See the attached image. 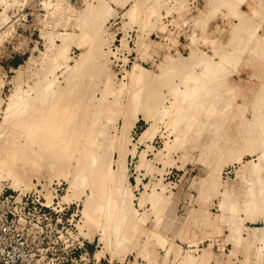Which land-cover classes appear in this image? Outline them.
<instances>
[{
    "label": "rangeland",
    "instance_id": "374dc122",
    "mask_svg": "<svg viewBox=\"0 0 264 264\" xmlns=\"http://www.w3.org/2000/svg\"><path fill=\"white\" fill-rule=\"evenodd\" d=\"M89 1L0 0V124L7 115L5 110L14 109L8 108L16 93L21 94L22 98L34 97L44 86L42 79L48 80V77H55L59 86H66L69 66L74 67L89 46L87 44L79 48L75 44L76 40L78 44L79 39L73 40L81 34V26L84 24L81 16L85 14V7L87 8L89 3L92 4V1L94 6L100 3V0ZM104 1L107 11L110 12L105 10V15L102 13L101 18L98 17L94 27L89 30L92 42L100 37L98 41H101L100 46L104 50L102 52H105L102 62L108 60L107 70L106 64L103 66L102 63L101 67H98L102 72L105 69L104 74L98 73L99 78L101 79L102 74H107L108 78L105 76L101 83L98 82L100 80L96 73L100 71L97 69V76L94 77L97 80L94 79L92 83L93 85L98 82L99 86H94L96 90L101 87L98 91L93 88V93L96 92L94 96L97 100L100 98L101 105L97 100L94 104L104 110H101L100 112H103H99L96 118L101 121L97 122L100 135L97 134L96 138L99 137L102 146L105 145L95 148L103 152L111 144L115 149L119 140L117 135H120L119 131L123 129L121 127L137 115L139 120L131 134L129 133V143L124 142L127 151L124 159V178L130 185L134 196L133 207L144 226L133 232L137 234H133V246L128 251L123 248L126 241H121V246L117 242L119 244L116 243L111 252L106 251L105 244L101 241L102 228L98 230L95 223L84 226L85 196L91 194L89 185L85 187L81 199L73 198L66 202L63 198L73 192L69 185L71 173L61 172V168L58 170L52 167L53 164L46 165L48 169L42 167L41 170L39 165V168L36 166L32 169L34 165H24L20 161L18 166L21 172L17 176L2 164L1 153L0 199L10 194L17 197L20 193H30L35 198L41 196L44 203L43 197L49 205L53 204L47 210L50 211L47 216L31 212L30 218L32 223H35L34 229L41 231L42 237H45L43 246L49 248L48 260L54 262L59 260V256L63 257L67 251L65 245L73 239L65 233L66 229H74L77 226L79 230L74 233L75 237H78L77 232L86 237L85 247L90 253V258L95 254V260L101 258L100 264L124 260L130 264L133 261H138L139 264H157L159 255L163 256L165 253L166 263L173 251L177 264H264V254L261 255L264 238L261 236L258 239L250 255L245 243L246 237H251L256 232L261 235L264 231L261 212L246 210L245 206L251 190L258 191L264 180V170L258 172L253 167L255 164L264 167V160L259 159L264 151V144L259 138L261 126L264 125V0ZM133 6L136 7V13L130 15L128 12ZM240 14L241 17L238 16ZM241 21L247 22V31L240 35L234 34V29L242 23ZM96 27L102 34H97ZM93 29L96 30L94 34V31L91 32ZM69 32L72 33L71 36ZM73 34L74 37L70 38ZM65 39L70 44L69 52L67 51L70 59L67 64L61 63L66 65L65 67H58L59 69L50 74L49 68H54L55 65L51 64V58L63 46ZM71 41H74V44H71ZM240 46L244 49L241 50ZM233 48L238 49L235 51ZM227 55L229 57L226 58ZM206 58L209 60H205ZM16 59L19 60L18 64L14 62ZM206 62L211 70L204 65ZM136 64L142 68V71L139 68L136 79L142 82L147 73V78L151 77L149 80L154 81L150 82L145 77L149 82L144 80L145 85L139 80L132 82L130 74ZM214 64L224 65L217 69L218 72L220 70L219 74L216 72L214 76L210 74L209 77L206 73L216 70L211 67ZM163 67L165 70H162ZM224 68L225 72H222ZM139 71L145 74H140ZM150 73L154 79L148 75ZM189 74V84L193 85L194 78L202 81L208 77L207 81L209 80L213 89L211 93H204L200 97V101L203 100L200 103L206 102V105L197 104L199 108L191 110L195 115L188 117V122L173 126L176 112L186 104L185 95L181 93L185 86L181 82L183 78L187 79ZM156 77L158 82L155 81ZM165 77L168 79L165 80ZM106 83L108 88L105 87ZM152 83L156 86L153 87ZM110 85L114 87L110 88ZM177 85H180L181 92L175 93L172 90ZM104 88L109 89L107 93L112 92L111 96L108 94V101L105 100L108 95L103 93L106 92ZM156 90H160L162 95ZM132 91H139L138 95ZM131 93L136 95L135 97H141L138 103L135 101L138 98L132 96L131 99ZM153 94L159 97H154ZM114 96L117 97L114 99ZM149 96H152L154 101L148 103L152 117L147 120L143 102ZM132 102L137 105L133 106ZM129 103L132 104L131 108ZM161 105L168 109L167 113L161 112ZM213 106L214 109L211 108ZM113 107L117 110H113ZM109 109H112L111 113ZM105 110L108 111L107 114ZM132 111L134 114L129 113ZM9 113L11 112H8V115ZM128 113L130 120L127 119ZM152 126V131L141 141V136ZM256 135L259 136L256 138ZM110 152L111 157L113 156L111 169L116 170L119 154L116 150ZM75 165L76 160L73 161V166ZM63 173L68 174L69 176H65L69 178L63 176ZM14 181L18 183V187H14ZM154 189L157 207L152 200L142 206L139 200L141 194L152 193ZM59 204L67 208L62 209ZM27 221L29 222V218ZM103 223L102 221V226ZM199 231H202V236L198 235ZM201 248L202 253L197 254ZM104 250L105 253L101 256L99 252ZM119 250L121 252L117 254ZM75 263L76 260L70 262Z\"/></svg>",
    "mask_w": 264,
    "mask_h": 264
},
{
    "label": "bare ground",
    "instance_id": "6f19581e",
    "mask_svg": "<svg viewBox=\"0 0 264 264\" xmlns=\"http://www.w3.org/2000/svg\"><path fill=\"white\" fill-rule=\"evenodd\" d=\"M1 1L4 2L5 0H1ZM7 1L9 2V0H7ZM87 1L90 2L89 0H87ZM103 1L104 0H100L99 1L100 3L98 6H94L93 1H92V4L89 3L88 7L87 8L85 7V9H86L85 14H84V16H81L82 17L81 19L84 20V22H83L84 24H82V26H81V34H78V35H80V37L77 35V33H76L77 38L74 37L75 34H73L72 37H70L72 33L71 34H70V32L68 33V34H70V36H69L70 38L74 37L73 40L79 39L78 44L76 43L77 40L75 41V44L78 45L79 48H80V46H85L87 44L89 46H88L87 50L82 53V55L80 56V59L76 62V65L72 68L69 66L70 69L69 68L68 69L70 72L67 71L69 73H68V77L66 79V82H67L66 86H63V87L59 86L55 77L52 79H49V77H48V80L42 79V80H44L43 81L44 86L36 92V96L31 97V98H25L24 97L25 98L24 99V98H22L21 94L16 93L14 95V97H12L13 99L11 98V103H9L10 105H9L8 109L9 110L11 108H14V109L13 110L11 109V111L5 110V112H7V115H5L3 123L0 124V153L2 154V161H1L2 164L9 171L13 172L17 176L21 172L20 167L18 166V163L20 161L23 162L24 165H27V164L34 165V166L31 165L32 169H33V167L36 168V166H38V165L40 166V168H39V166H38V168L41 169L42 167L46 168L47 167L46 165L53 164V166L52 165L51 166L58 168V170H59V168H61L60 169V170H62L61 172H66L69 174L71 173L72 179L69 180V182H70L69 185H71V189L73 192H71L72 194H68L67 196H65L63 198V200L66 202H70L73 198H80L81 195L84 194V190L86 189L85 187H87L89 185L90 186L89 188H91V190H90L91 194H88L87 196H85L86 199L84 201V210H83V214H84V218H85L84 226H89V225H92L93 223H95V224H97L98 230L102 228L101 230H103V233L101 234V241H103V243L105 244L104 248L106 251L112 250L113 247L118 245L119 243H120L119 245L121 246L122 245L121 241H124V242L126 241L127 246L125 245L124 247L123 246L122 247L124 249H126V251H128L133 246L132 242H133V239L135 237V235L133 237V234H135L137 232L136 230L141 229V227L143 225L142 224L143 221L141 222V218L138 217L137 210L135 209V207H133V197L134 196L132 194L130 185L127 182V179H125L126 178V176H125L126 169H125V165H124L125 164L124 159L127 155L126 154L127 151H126V148L124 146L125 145L124 142H127L129 140L128 139L129 133L135 127V125L139 119H137V115L136 116L134 115L133 116L134 118L132 116H131L132 118H130L129 113L134 114L133 111L128 113L127 119L129 117L131 119V121H127V122H125V124H123L124 126L121 127L123 129H120L122 131V134H121V131H119L120 135H117L115 133L117 135V139H119L118 145L115 147V149H113L114 146L112 148L111 144H110V147L107 146V150L104 149L105 151L103 150V152H101L95 148V147L99 148L102 146V142H101L102 140H100L99 137L96 138V135L100 133L99 132V126L97 129V125H99V123L97 124V122L100 120V118L99 119H96V118L98 117V113L101 110H103L102 107H104L105 105L104 106L102 105L101 110H100L99 105L95 106L94 102H96L97 99L94 96L96 94V92L93 93L94 92L93 88L99 86V85H97V83L98 82L101 83L102 82L101 79L104 78L105 76H107V74H105V76L103 75L105 72V69L103 70L104 72H102L99 70L98 67L99 66L101 67L100 64L103 63L102 64L103 66H105L104 64H106L105 68L107 70L108 69L107 68L108 60H107V62L106 61L102 62V59L104 56L103 53L105 54V52H102L104 50L101 49V47H102V46H100V45H102L101 41L100 42L98 41L100 39V37L98 35L99 38H96L98 40L95 42H92L93 38L91 39L92 36H90L91 34H90L89 30L94 27L93 25H94V22H96L97 18L98 17L101 18V16H102L101 14L104 13L105 10L107 11V5H109V3H107V1H104L107 3V5H106L105 3H103ZM237 1H240V0H236V2ZM3 2H1V3H3ZM86 4H88V3H86ZM135 11H136V7L133 6L132 9L130 10V12H128V13H130V15H132L133 13L134 14L136 13ZM107 12H110V11L108 10ZM104 15H105V13H104ZM106 16H103V17L106 18ZM238 16L241 17V14ZM133 17H134V15H133ZM105 18H103V19H105ZM79 22H81V20ZM78 24H76V25H78ZM100 25H101V23H100ZM247 26H248L247 22L240 23L239 26H237L234 29L235 30L234 34L236 33L237 35H240V34H242V32L247 31L246 30ZM97 27H96V29H97ZM98 30L99 29H97V34H98V32L100 33V31H101V30L100 31H98ZM95 31L96 30L93 29L91 31V32H93L92 34H94ZM100 34H102V32ZM96 35H94L93 37L95 38ZM100 36H102V35H100ZM236 39H237V37L234 40H236ZM103 40H105V39H103ZM245 41H247V40H245ZM72 42L74 44V41H71V44H72ZM103 44H105V43H103ZM231 44H232V42H231ZM68 45L70 46V44L67 43V41L65 39L63 46L62 47L59 46L61 48H59L54 53L53 58H51V60L53 61V62H51V64H53V65L55 64V65H54V68L50 67L52 70L49 68L50 72L49 71L48 72L50 74L54 73L58 67L61 68V66H64V67L66 66L64 64L61 65V63L65 62V64H67L66 62L70 59V57L67 55L68 54L67 51L69 52ZM140 47H142V45ZM240 49L242 50L244 48H242L240 46ZM241 50H240V52H241ZM237 52H239V51H237ZM49 56H50V54H49ZM45 57H47V56H45ZM227 57H229V56L227 55L226 58ZM49 58H48V60H49ZM233 59H234V57H233ZM233 59H231V60H233ZM51 60H49V61H51ZM205 60L208 61L209 59L206 58ZM229 63H231L230 60H229ZM219 64H214L211 67L216 68V70H217V69H220L224 65V64H222L219 66ZM46 65H49V64H46ZM204 65L208 68L210 67V65H207V62ZM164 66H166V64ZM47 68H48V66H47ZM139 68H140V65L136 64L135 67L133 68V71L130 74L132 82H134V83L136 80H139V79H136L138 77L137 74H138ZM97 69L100 72H98ZM141 69L142 68H140V70ZM168 69H170V68H168ZM225 69L226 68L222 69V72ZM160 70H161V68H160ZM162 70H165V68L163 67ZM213 70L206 73V75L208 74L210 77V74H212L211 76H214L215 73L218 72V70L217 71L216 70L213 71ZM96 71H97V73H96ZM141 71H139L140 74L142 73ZM171 71H172V69H171ZM101 72L103 74H102V77L100 76L101 77V79H100L99 74H101ZM176 72H178V71H176ZM219 72H220V70H219ZM219 72H218V74H219ZM222 72H221V74H222ZM95 73L98 76L95 75ZM142 74L144 75L145 73L143 72ZM146 74L143 77L144 80H146V78H147ZM193 74H195V73H193ZM148 75L152 76V73H150ZM160 75L163 76V74H160ZM172 75H171V77H172ZM95 76H97L100 81H98L97 83L95 82L94 83L95 85L94 84L92 85L94 79H95V81L97 80L96 78H94ZM189 77H190V74H189L187 79L183 78V80L181 82V84H183V86H185L184 90L182 92L180 90L181 88H179L180 85L179 86L177 85L172 90L175 93H177V92L183 93L185 95L184 102L186 103L183 108L179 107L178 111L176 112L177 114L175 115L173 126L180 125V123L182 124L184 121L188 122L189 121L188 117H190V116L192 117V115L194 114V113H192L193 111H191V110H195L196 108L198 109L199 107L196 106L197 104L199 106V105H204L206 103L204 101L205 103L203 102L204 104H201L203 100L200 101L201 100L200 97L204 93L206 95L211 93L212 89H213V87L211 86V83H209V80L207 81L208 77L206 79L202 78L203 79L202 81L195 79V78L193 81V79H192L193 85L191 83L189 84V82H190V81H188L190 79ZM107 78H108V76H107ZM149 78L151 79V77H148L147 80H149ZM152 79H154V77ZM156 79H157V77L155 78V81L158 82V80H156ZM158 79H160V78H158ZM164 79L167 80L168 77H167V79H166V77ZM144 80L142 79V82L145 85L147 80H146V82ZM211 80H213V79H211ZM153 81H150V82H153ZM105 82H107V80ZM157 82H156V84L158 85ZM162 82H164V80H162ZM111 83H113V82H111ZM141 83H139V84H141ZM147 83H149V82H147ZM102 84H104V83H102ZM153 84L154 83H152V85ZM156 84L153 85V87H155ZM161 84H159V86ZM164 84H165V82H164ZM105 85L104 86L108 88V83H106ZM113 85H110V88ZM159 86H157V87H159ZM37 88H39V87H37ZM99 88H101V87H98L97 90L95 88V90L98 91ZM145 88H144V91H145ZM114 89H116V88H114ZM150 89H149V91H150ZM107 90H109V89H105L106 92H103V89H101L100 91H102L103 93H106L107 95L109 94L111 96L112 92H111V94L107 93L108 92ZM160 90H161V88H160ZM160 90L159 91L156 90V92L159 93ZM19 91H21V90H19ZM113 92L115 93V91H113ZM138 92H133V94L136 93V95H138ZM151 92H149V93L151 94ZM154 92H155V90L153 91V93ZM106 94H105V96H107ZM133 94L131 93V99L133 98L132 96H134V97L136 96ZM155 94H153L154 97L156 95H158V94H156V95ZM160 94H161V92H160ZM109 95L107 96V98L105 100L108 101ZM101 96H102V94H101ZM116 97L117 96H114V99ZM129 97H128V99H129ZM156 97H159V96H156ZM102 98H101V102H102ZM135 98H138L137 100L134 99L138 103L139 98H141V97L137 96ZM99 100H100V98H99ZM99 100H97V101L101 105ZM117 100H119V99H117ZM158 100H160V99H158ZM153 101L154 100H153L152 96H149L147 98V100H145V102H143V104L145 105V108L143 109L145 111L144 116L147 120H150V118L152 117L151 111L148 110V108L150 107V105L148 103L153 102ZM110 102L111 101H109V103ZM134 102H132V104ZM155 102H156V100H155ZM102 103H104V101ZM137 103H136V105H137ZM114 104L115 103H113V105ZM132 104H130V108L132 107L131 106ZM209 104L212 105V103H209ZM107 105H108V103H107ZM136 105H135V103L133 104V106H136ZM139 105H140V102H139ZM152 106H154V104ZM115 107H113V110H117V109H114ZM118 107H119V105L117 106V108ZM205 107H207V106H205ZM107 108H109V107H107ZM110 108H112V107L110 106ZM193 108H195V109H193ZM211 108L214 109V106ZM109 110L111 113L112 109H109ZM125 110H126V108H125ZM122 111H123V109H122ZM167 111H168V109L165 106L161 105V112L165 114V112L167 113ZM206 111H207V109H206ZM8 112H11V113H9V115H8ZM102 112H100V113H102ZM105 112H106V110H105ZM107 112H106V114H107ZM211 113H212V111H211ZM113 114H114V112H113ZM104 117H105V114H104ZM263 118H264V116H263ZM130 119H128V120H130ZM99 122H101V121H99ZM154 126H155V124H154ZM101 127H102V125H101ZM152 128H153V126L150 127L141 136V139H140L141 141H143L144 138L146 137V135L150 131H152ZM256 128H258V127H256ZM261 128H262L261 135L260 136L256 135V138H257V136H259V138H261V140H262V144H264V125L261 126ZM176 129H178V128H176ZM110 136H112V135H110ZM177 140L178 139H176V141ZM252 140L254 141L255 139H252ZM257 141L258 140H256V142ZM128 143H129V141H128ZM259 145H261V143ZM108 147H109V149H108ZM258 148H259V146H258ZM258 148H257V150H258ZM110 149L116 150L119 154V157L116 161V164H117L116 170L111 169V163H112V157H113V156L111 157V153L113 151L110 152L111 151ZM259 159L264 160V151L261 153V156L259 157ZM74 160H76V162H77V165H75V166H73ZM142 163H143V160H142ZM253 167L258 172H261V170L262 171L264 170V167L260 164H255ZM38 168H37V170H38ZM48 168L49 167H47V169ZM58 173L60 174V172H58ZM0 174H2V172H0ZM65 175L69 176L68 174H64L63 176H65ZM67 176H65V177H67ZM51 177H53V176H51ZM67 178H69V177H67ZM214 179H216V177ZM49 180L51 181V179H49ZM12 184H14V187L19 186L18 183L15 181ZM124 184H125V186H124ZM214 186H216V185L214 184ZM48 194H49V192H48ZM154 198H156L155 189L152 193H147V192L144 193L143 192L141 194L140 199H139L140 204L143 206L149 200H152V202L153 201L155 202L156 199L154 200ZM158 201H160V200H158ZM154 204L156 206L157 203L155 202ZM245 206H246V210L251 209V211L252 210L256 211V212L260 211L262 214V218L264 219V180L261 183L258 191L251 190L250 198L246 201ZM254 213H253V215H254ZM101 220L104 222L103 226L101 225V222H102ZM134 231H136V232L133 233ZM262 234L260 235L259 233L256 232L253 236L248 237V238L246 237L245 243L247 244L246 249H247L249 255L253 252V246H255L258 239L261 236L264 238V231L262 232ZM238 240H240V238ZM127 241L129 242L128 244H127ZM117 242H119V243H117ZM114 249H116V247ZM118 249L119 248H117V250ZM105 250L99 252L101 256L105 253ZM122 250L123 249L121 248V251ZM263 250H261V255L264 254ZM121 251L119 250V252L117 254H119ZM113 255H114V253H113Z\"/></svg>",
    "mask_w": 264,
    "mask_h": 264
},
{
    "label": "built area",
    "instance_id": "2783aa9c",
    "mask_svg": "<svg viewBox=\"0 0 264 264\" xmlns=\"http://www.w3.org/2000/svg\"><path fill=\"white\" fill-rule=\"evenodd\" d=\"M41 198L32 197L30 193H20L17 197L10 194L0 199V264H70L73 260H76L75 264H100L101 258L95 260V254L90 258V253L85 247L86 237L80 236L78 232V237H75L74 233L79 230L77 226L65 231L73 239L65 245L67 251L63 257L59 256L56 262L48 260L49 248L43 246L46 242L45 237H42L41 231L34 229L35 223H32L33 220L30 218L31 212L42 213L43 216L50 213L47 210L53 204L49 205L43 197L44 203ZM58 206L62 209L67 208L60 204ZM110 264L130 263L124 260ZM131 264L139 263L133 261Z\"/></svg>",
    "mask_w": 264,
    "mask_h": 264
},
{
    "label": "crops",
    "instance_id": "0c3cea01",
    "mask_svg": "<svg viewBox=\"0 0 264 264\" xmlns=\"http://www.w3.org/2000/svg\"><path fill=\"white\" fill-rule=\"evenodd\" d=\"M198 235H201L202 236V231H199V234ZM190 237H193V236L190 235ZM187 244L189 245V243H187ZM200 253H202V248H201V251L199 253L197 252V254H200ZM165 255H166V253H165ZM165 255H163V256H160L159 255L157 264H177V262L175 261L174 251L169 254V257H168V260L166 261V263L164 262Z\"/></svg>",
    "mask_w": 264,
    "mask_h": 264
},
{
    "label": "trees",
    "instance_id": "16d2710c",
    "mask_svg": "<svg viewBox=\"0 0 264 264\" xmlns=\"http://www.w3.org/2000/svg\"><path fill=\"white\" fill-rule=\"evenodd\" d=\"M19 60L18 59H16L14 62H15V64H18L17 62H18Z\"/></svg>",
    "mask_w": 264,
    "mask_h": 264
}]
</instances>
